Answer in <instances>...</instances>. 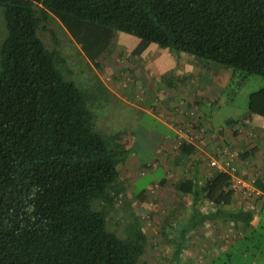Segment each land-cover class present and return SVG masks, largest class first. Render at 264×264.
Instances as JSON below:
<instances>
[{
  "label": "trees",
  "instance_id": "1",
  "mask_svg": "<svg viewBox=\"0 0 264 264\" xmlns=\"http://www.w3.org/2000/svg\"><path fill=\"white\" fill-rule=\"evenodd\" d=\"M0 10L7 30L0 47V264H138L149 246L137 216L124 235L109 226L125 189L116 161L129 152L107 147L81 87L39 30L53 16L77 43L81 33L102 29L98 54L120 31L140 39L138 52L158 44L230 66L240 83L264 76V0H0ZM248 110L264 118V87L250 94ZM197 173L178 185L193 199L183 237L207 217L202 198L222 217L234 195L226 190L229 174L214 171L200 183ZM125 204L119 213L128 212Z\"/></svg>",
  "mask_w": 264,
  "mask_h": 264
},
{
  "label": "crops",
  "instance_id": "2",
  "mask_svg": "<svg viewBox=\"0 0 264 264\" xmlns=\"http://www.w3.org/2000/svg\"><path fill=\"white\" fill-rule=\"evenodd\" d=\"M120 40V38L117 39L118 42ZM131 41L133 42V40ZM134 44L127 51L120 45V48L115 50L116 54L114 55L115 52H113L111 59L108 60L109 64L102 68L105 73L98 74V71L92 70L101 79L98 82V78L94 77L87 82L88 84L93 83L89 84L92 87L90 88L91 91L84 93L81 88L91 111L92 106L96 108L98 104L96 95L100 94L97 97L100 100L103 96L112 99L104 106L105 111L101 114V117L104 118L103 122L108 121L110 124L114 122L110 119L112 113L119 117L115 125L116 129L104 126L103 128L107 133L106 137L102 136L109 149L129 152L120 157L122 165L118 164L122 171L120 178L125 187L128 186L120 195L122 200L119 203L120 205L127 203L125 205L128 207L131 221L134 219L132 218L133 213L141 222L135 206L143 208L148 205L147 199L152 195L150 192L152 184L161 182L164 185L167 182L165 171L169 170L174 162L177 165L184 166L187 164L192 167L190 171L183 174L184 177L175 186V196L177 198L180 196L176 200L180 201L183 196L185 198L187 195L192 196L191 193L179 190L178 185L186 180L191 181L196 171H198L200 183L211 176L212 170L208 176L203 177L206 169H208V164L203 159L202 153L207 150L212 151V148H216L217 144H221L220 146L231 144L234 148L246 149L245 156L237 161L238 167L247 169L246 166L250 163H256L261 173L258 180L264 184V118L252 115L248 111L241 118L230 117L225 123H215V110L224 96L232 70L223 64L204 61L185 53L173 54L169 49L154 43L148 45L144 51L138 52L140 39L134 41ZM140 94L142 99L139 98ZM225 103H228V99L225 100ZM192 109H195L200 123L202 118L210 117L211 120L208 122L210 121L209 124L212 129L208 131V135L201 144L193 146L195 152L186 151V143L175 149L178 128L188 125V118ZM92 113L96 122L99 121V115L97 118L93 111ZM143 113L152 115L161 121L163 129L157 131L154 128H148L149 141L147 140L145 145L143 144L142 149L140 146L136 149L137 138L135 139L133 132L138 127L139 122H133L129 125L126 118ZM245 117L250 120V123L241 125ZM233 123L238 125L239 130L234 133L232 132ZM238 144L242 145L238 147ZM130 149L134 150L133 154L130 153ZM138 151L141 155L137 154ZM154 152L155 155L153 156ZM132 155H134L133 158H131ZM161 168L164 176L160 180H156V173ZM179 169L181 170V168ZM146 175L154 177L152 182L139 193H135V183H138ZM262 191L263 195L256 199H245L239 193H235L232 203L223 206L221 209L222 217L216 215L218 206L202 198L199 203L200 210L207 217L193 231L188 232L185 237L181 234L188 221V216L175 232H165L167 237L172 235L176 237V240L168 241H175L176 243L178 237L184 241L182 244L184 247L179 258H173L176 249H172L170 254L159 257L167 262L171 260L170 264H216L224 257L226 261L234 260L235 256L227 254L231 247L235 245L237 240H242L264 224V190ZM166 195L165 192H158V197L161 199ZM172 203L181 207L178 201ZM192 210L193 204L189 212L191 213ZM242 210L253 214L250 221L235 222L233 219L227 218L228 214ZM141 224L147 235L142 222ZM167 225L164 227L165 229L173 230L174 225L172 223ZM193 249V252L189 251Z\"/></svg>",
  "mask_w": 264,
  "mask_h": 264
},
{
  "label": "rangeland",
  "instance_id": "3",
  "mask_svg": "<svg viewBox=\"0 0 264 264\" xmlns=\"http://www.w3.org/2000/svg\"><path fill=\"white\" fill-rule=\"evenodd\" d=\"M47 26L49 29L42 30L43 28H41L39 30L41 38L46 43L49 49L56 50L59 53V56L62 59L61 65L63 70L65 71V74L68 78H72L74 81H76V83L83 89L84 93L85 91L92 90L90 89L92 87L89 84L93 83L91 82L88 84L87 82L94 79V77L98 78L97 73H105L102 68L109 64L108 60L111 59L113 52H115L116 49L118 50V48H120V45H122L121 47L124 48L125 51H127V49L135 45L134 41L139 40L138 37L120 31H113L110 34L112 35V39L110 40L112 42L111 46L109 44V46H107V49H103V52L101 54H98L97 50L101 48L105 42L103 40H105L106 33L102 31V29H100L97 33H81V42L77 43L74 37L69 33V31L64 27L62 22L56 16L50 18ZM51 30L54 31L52 32ZM6 33L7 30L5 28V23L0 10V47L4 41L3 39L6 36ZM118 37L121 39L120 42L117 41V39L119 40ZM131 40H133V42ZM84 45H88L91 52H88V54H86L83 51L85 50ZM115 54L116 52L114 53V55ZM225 66L232 70V73L227 88L224 92V96L222 97L221 103L217 106L215 110V123H225L230 117L241 118L243 114L248 113V101L250 94L260 89L261 87H264V76L251 75L247 79H244L239 83L240 75H238V77L234 79L232 67L227 65ZM92 70L98 72L95 74V72H92ZM70 72L73 73V76H69ZM100 79L101 78H98V82L100 81ZM99 95L100 94L96 95L98 103L96 108H93L92 106L91 109L97 115V118L99 115L100 120L96 122L97 127L101 131L102 135L106 137L107 131H105L103 127L110 126V128L116 129L115 125L116 122H118L119 117L115 116L112 113L110 119L114 122H112L111 124L108 121L103 122L104 118L101 117V114L105 111L104 106L107 105V103L112 99H107V97L105 98V96H103L100 100L97 98ZM226 99H228V103H225ZM195 116L198 118L197 115ZM246 117L245 119H247ZM122 119L124 118L122 117ZM126 119L128 120L129 125H131L133 122H139L138 127L134 129L133 132L135 139L137 138L136 149L139 146L142 149L143 144L145 145L147 140L149 141V137L147 134L148 128H154L157 131L163 129L162 122L147 113L128 116ZM190 120H192L191 116L188 118V121ZM208 120H211V118L208 117ZM208 120H205L204 118V121L209 124L210 121L208 122ZM214 126L217 127L215 124ZM202 141L200 140L198 144H201ZM220 145L221 144H217V147H219ZM241 145L242 144H238L237 146L240 147ZM217 147L212 148V151L207 150L206 152L204 151L202 153V156L204 157L203 159H205L208 164V169H206L205 175H203L204 178L208 176L209 172L212 170V167L209 163V158L210 155L213 156V153H215V151H218ZM241 150H243V152L240 155V158H243L245 156L246 149L242 148ZM130 153L133 154L134 150L130 149ZM137 154L141 155L140 151H138ZM154 155L155 152L153 153V156ZM120 157L121 156L117 158L116 162L118 171L121 174V166H118V164L122 165ZM133 157L134 155H132L131 158ZM176 166L181 168V170ZM238 168L244 178H248L251 175H256L260 177L261 175L260 168L259 166H257L256 163H250L248 166H246L247 169H244L245 167ZM191 169L192 167H190V165H177L174 162L172 167H169V170L165 171V179L167 182L164 185L161 182H155L154 184H152L153 186L150 191L152 195L149 196V199H147L148 205L144 206L143 208L135 206L136 213H138L139 218L143 223V226L149 237V248L147 249L146 254L141 257V261L138 264H170L171 260L167 262L159 256L170 254L172 252V249L175 250L178 246L184 244V241L181 240L179 237L176 243L175 241H173L174 244L173 242L168 241L176 240V237L174 235L167 237L165 232H175L178 228H180V224L185 222V220L190 214L189 211L191 210V206L193 204L192 196L187 195L186 198L184 196L181 197L180 201L176 200L179 199L180 196L179 198L175 196V186L177 182L181 180L182 177H184L183 174L186 173V171H190ZM162 176H164V172L161 168L156 173V180H160ZM153 178V176L146 175L138 183H135V193H139L142 189H144L149 183L152 182ZM159 191L160 193H167L166 197L162 198L164 201H161L162 199L158 197ZM175 201H178L181 207L175 206L172 203ZM123 208L124 205L119 208V212L120 209ZM119 212L114 210L113 213L110 215L109 226L112 227L115 231H117V233L119 232L120 234L124 235L127 224L131 219L129 216V212ZM168 223H172L174 225L173 230H167L168 228H164L168 226ZM208 249H210V247H208ZM189 251L193 252L194 249ZM227 254L233 255V257L235 256L234 260L226 261V258L224 257L221 261L216 262V264H264V224L262 225V227L252 232L248 236L244 237L242 240H237L235 245L231 247ZM157 257H159V260L157 259ZM173 258H175V256ZM196 263L198 262L196 261Z\"/></svg>",
  "mask_w": 264,
  "mask_h": 264
},
{
  "label": "built area",
  "instance_id": "4",
  "mask_svg": "<svg viewBox=\"0 0 264 264\" xmlns=\"http://www.w3.org/2000/svg\"><path fill=\"white\" fill-rule=\"evenodd\" d=\"M139 98L142 99L141 94ZM195 115V109H192L190 111L192 120L188 122L187 126H180V129L178 128V138L174 145L175 149H178L183 143L192 145L198 144L200 140L202 141L206 135H208V131L212 129L210 124L204 121V118H202L201 128H196L193 121L198 120L199 118ZM249 123V119H244V122H242L241 125H248ZM239 128L241 129L242 127L240 126ZM236 131H239L238 125L233 123L232 132L234 133ZM218 149L217 153L209 158V163L212 167V173L214 171H220L231 176V184L226 190H233L234 194L239 193L243 198L256 199L259 196H262L263 191L256 185L258 176L251 175L248 178H244L238 168L237 161L243 150L234 148L231 144L221 146Z\"/></svg>",
  "mask_w": 264,
  "mask_h": 264
}]
</instances>
